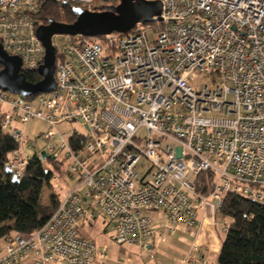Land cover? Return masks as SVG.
<instances>
[{
    "label": "built area",
    "instance_id": "built-area-1",
    "mask_svg": "<svg viewBox=\"0 0 264 264\" xmlns=\"http://www.w3.org/2000/svg\"><path fill=\"white\" fill-rule=\"evenodd\" d=\"M65 1L87 8L118 0ZM159 1L160 19L128 33L53 40V91L25 97L0 88L1 127L19 143L13 174L20 178L31 157L18 124L40 119L48 125L41 152L61 166L70 161L75 180L40 228L0 240V264L107 260L108 244L79 232L99 216L118 245H146L181 226L198 232L209 200L217 211L229 193L264 203V0ZM44 3L0 0V43L24 73L44 62ZM204 73L219 79L202 85ZM206 171L215 177L209 195L196 187ZM186 260L221 264L196 240Z\"/></svg>",
    "mask_w": 264,
    "mask_h": 264
},
{
    "label": "trees",
    "instance_id": "trees-1",
    "mask_svg": "<svg viewBox=\"0 0 264 264\" xmlns=\"http://www.w3.org/2000/svg\"><path fill=\"white\" fill-rule=\"evenodd\" d=\"M43 10L40 14L44 24L49 20L72 23L76 20L73 4L65 0H42ZM119 4V0L116 1ZM85 7V6H82ZM91 11L104 10V7L88 6ZM0 64V70L2 69ZM29 82L42 80L38 71L26 72ZM4 113L0 109V240L17 234H31L40 228L57 209L61 198L51 194L46 202L42 201L45 186L52 185L53 171H47L44 160L55 168L60 162L43 158L39 152L30 157L19 181L6 172V166L12 160V154L19 149L16 139L6 133L1 125ZM212 171L202 172L196 177L197 191L204 195L212 192L214 184ZM228 217V230L222 239V248L218 261L221 264H264V203L250 198L229 193L219 210ZM106 230V229H105Z\"/></svg>",
    "mask_w": 264,
    "mask_h": 264
},
{
    "label": "water",
    "instance_id": "water-1",
    "mask_svg": "<svg viewBox=\"0 0 264 264\" xmlns=\"http://www.w3.org/2000/svg\"><path fill=\"white\" fill-rule=\"evenodd\" d=\"M76 20L72 23L49 20L48 24L38 27L37 33L46 51L43 64L38 72L42 80L29 82L26 74L21 71L22 60L18 56L9 55L0 43V88L13 94L31 96L38 93L51 92L56 87L55 70L57 49L53 38L57 35L99 36L113 32L128 33L137 23H150L160 19L162 3L159 0H121L118 5L106 6L104 10L91 11L76 6L73 8ZM47 158L45 151L41 152ZM6 172L12 175L15 182L19 181L9 165Z\"/></svg>",
    "mask_w": 264,
    "mask_h": 264
},
{
    "label": "crops",
    "instance_id": "crops-1",
    "mask_svg": "<svg viewBox=\"0 0 264 264\" xmlns=\"http://www.w3.org/2000/svg\"><path fill=\"white\" fill-rule=\"evenodd\" d=\"M199 218L201 226L198 232H188L181 226L164 240L156 236L146 245H115L114 251L109 252L107 260L96 258L92 264L96 262H103L101 264H190L186 259L195 240L201 245L203 254L211 262L218 261L224 235H220L218 231L217 210L212 203L205 211H200ZM104 231L107 232V230Z\"/></svg>",
    "mask_w": 264,
    "mask_h": 264
},
{
    "label": "rangeland",
    "instance_id": "rangeland-1",
    "mask_svg": "<svg viewBox=\"0 0 264 264\" xmlns=\"http://www.w3.org/2000/svg\"><path fill=\"white\" fill-rule=\"evenodd\" d=\"M104 6H110L104 5ZM102 6V7H104ZM101 7V6H99ZM151 35V31H150ZM64 35L54 36V41L58 44H63L65 41H68V36L62 37ZM152 38V36H151ZM203 80L200 81L202 85L211 84L213 86V80L217 78L216 76H208L206 73L202 75ZM26 134L25 145L22 146V150L25 151L27 155H34L36 152H41L45 148V142L41 136L43 132H46L48 129V125L46 122L40 119H34L30 121L27 125L18 124ZM79 127H81L78 124ZM62 128H66L67 124H63ZM145 161V160H143ZM44 165L47 171H53L54 176L57 177L58 181H52L51 186H45L43 193H42V201L46 202L51 194H56L59 198H62L66 191L71 189L74 185V181L70 179L69 171H70V161H64L62 163L61 169L59 168L58 164H55V168L51 165V163L47 160H44ZM145 169H142L140 172H143ZM209 203H213L212 200H209ZM230 219L219 211H217V219L216 224L218 227V231L220 235H224L223 227L227 224ZM107 230L105 232L104 230ZM80 234L94 240L99 246L105 243H108L109 249L108 252L114 251L115 245H118L114 240V232L112 230L111 225L108 223V220L104 216H99L98 219L93 220L90 222H84L80 225ZM119 246V245H118ZM110 247L112 249H110ZM103 262H96L95 264H101Z\"/></svg>",
    "mask_w": 264,
    "mask_h": 264
},
{
    "label": "flooded vegetation",
    "instance_id": "flooded-vegetation-1",
    "mask_svg": "<svg viewBox=\"0 0 264 264\" xmlns=\"http://www.w3.org/2000/svg\"><path fill=\"white\" fill-rule=\"evenodd\" d=\"M110 6H113V5H110ZM115 6V5H114Z\"/></svg>",
    "mask_w": 264,
    "mask_h": 264
}]
</instances>
